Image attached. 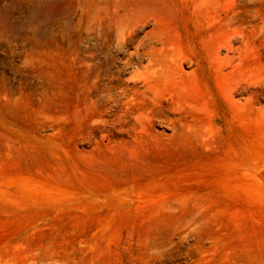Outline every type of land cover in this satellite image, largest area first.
I'll return each instance as SVG.
<instances>
[{"label": "rangeland", "instance_id": "obj_1", "mask_svg": "<svg viewBox=\"0 0 264 264\" xmlns=\"http://www.w3.org/2000/svg\"><path fill=\"white\" fill-rule=\"evenodd\" d=\"M0 264H264V0H0Z\"/></svg>", "mask_w": 264, "mask_h": 264}]
</instances>
